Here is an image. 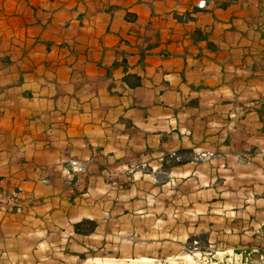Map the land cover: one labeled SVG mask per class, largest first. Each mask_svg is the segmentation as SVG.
<instances>
[{
	"label": "crops",
	"instance_id": "1",
	"mask_svg": "<svg viewBox=\"0 0 264 264\" xmlns=\"http://www.w3.org/2000/svg\"><path fill=\"white\" fill-rule=\"evenodd\" d=\"M165 166L264 201V0H0V264H75Z\"/></svg>",
	"mask_w": 264,
	"mask_h": 264
},
{
	"label": "rangeland",
	"instance_id": "2",
	"mask_svg": "<svg viewBox=\"0 0 264 264\" xmlns=\"http://www.w3.org/2000/svg\"><path fill=\"white\" fill-rule=\"evenodd\" d=\"M202 154L198 161L210 158ZM160 170L159 188L124 179L127 187L113 190L111 211L83 225L89 232L80 234L95 232L87 248L75 247L83 254L75 264H264L259 196L226 194L231 184L224 182L217 196L200 175L177 173L169 182L167 167Z\"/></svg>",
	"mask_w": 264,
	"mask_h": 264
},
{
	"label": "trees",
	"instance_id": "3",
	"mask_svg": "<svg viewBox=\"0 0 264 264\" xmlns=\"http://www.w3.org/2000/svg\"><path fill=\"white\" fill-rule=\"evenodd\" d=\"M135 78H136V80H138L137 77H135ZM125 80L128 81V77L125 78ZM131 84H135V81H133ZM86 223L92 224V223H94V221H91V220H83L82 222L77 223V224H76V229H77V231H78L79 233H88V232H89V231H84V230L82 229L83 225L86 224Z\"/></svg>",
	"mask_w": 264,
	"mask_h": 264
},
{
	"label": "built area",
	"instance_id": "4",
	"mask_svg": "<svg viewBox=\"0 0 264 264\" xmlns=\"http://www.w3.org/2000/svg\"><path fill=\"white\" fill-rule=\"evenodd\" d=\"M201 5L203 6V5H204V2L200 3V6H201ZM203 157H207V154H206V153H203L202 156H201V158H203ZM11 201H12V200H11ZM17 210H18V211H21L20 208H17Z\"/></svg>",
	"mask_w": 264,
	"mask_h": 264
}]
</instances>
